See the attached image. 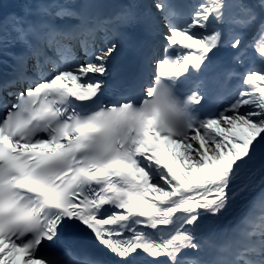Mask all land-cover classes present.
Masks as SVG:
<instances>
[{
	"label": "snow or ice",
	"instance_id": "snow-or-ice-1",
	"mask_svg": "<svg viewBox=\"0 0 264 264\" xmlns=\"http://www.w3.org/2000/svg\"><path fill=\"white\" fill-rule=\"evenodd\" d=\"M165 3L155 0L150 12L154 40L141 71L151 68V80L137 100L130 85L107 79L116 25L136 19L131 0L103 18L95 0H48L20 14L0 0L14 33H0V44L24 50L0 73V264H44L43 244L64 218L90 230L111 264H264V71L246 72L228 107L196 116L182 135L131 124L162 78L199 67L217 41L195 30L219 0L182 27L165 19ZM257 55L264 59V48ZM256 188L262 211L247 222L236 259L200 258L202 224Z\"/></svg>",
	"mask_w": 264,
	"mask_h": 264
},
{
	"label": "clouds",
	"instance_id": "clouds-1",
	"mask_svg": "<svg viewBox=\"0 0 264 264\" xmlns=\"http://www.w3.org/2000/svg\"><path fill=\"white\" fill-rule=\"evenodd\" d=\"M193 105L191 95L180 96L174 81L162 78L154 86L153 95L135 108L131 124L138 129L151 122L161 130L182 135L196 119ZM90 260L88 255L53 253L44 264H87Z\"/></svg>",
	"mask_w": 264,
	"mask_h": 264
},
{
	"label": "bare ground",
	"instance_id": "bare-ground-1",
	"mask_svg": "<svg viewBox=\"0 0 264 264\" xmlns=\"http://www.w3.org/2000/svg\"><path fill=\"white\" fill-rule=\"evenodd\" d=\"M232 30L234 31L235 28L233 27ZM252 46H253L252 44L250 46H247L245 51L243 52L245 53V56H246L245 58H247L250 55H253L252 54L253 49H251ZM259 190L260 188H256L254 191L244 193L242 197L238 198L234 202L230 211L223 218H221L214 224H211V225L207 223L202 224L200 232H199V235L201 238V245L203 246L204 244L206 245L209 241H213L214 236H217L218 233L222 231L221 228L230 227L228 225L229 222L231 221L232 223V221H235V219L239 215L240 208H242L247 202H249L250 199L253 198V195H255ZM208 234H210L209 237H208Z\"/></svg>",
	"mask_w": 264,
	"mask_h": 264
},
{
	"label": "rangeland",
	"instance_id": "rangeland-1",
	"mask_svg": "<svg viewBox=\"0 0 264 264\" xmlns=\"http://www.w3.org/2000/svg\"><path fill=\"white\" fill-rule=\"evenodd\" d=\"M208 1H211V0H208ZM201 6H208V4L206 3V1L205 0H203V2L200 4V7ZM199 7V8H200ZM199 10V9H198ZM264 27V26H263ZM263 27L261 28V30H259V33L256 35L257 37L256 38H254V39H252V41H253V43H254V46L255 47H259V48H261L262 46V48H264V39H263V35H261L262 34V32H263ZM264 60V59H263Z\"/></svg>",
	"mask_w": 264,
	"mask_h": 264
}]
</instances>
